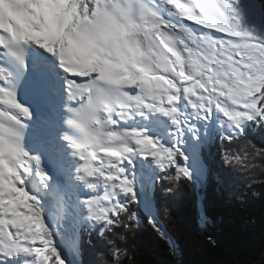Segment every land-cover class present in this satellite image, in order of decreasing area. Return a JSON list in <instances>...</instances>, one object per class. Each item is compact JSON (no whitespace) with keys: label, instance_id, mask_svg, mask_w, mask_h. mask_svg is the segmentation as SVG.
<instances>
[{"label":"snow or ice","instance_id":"obj_1","mask_svg":"<svg viewBox=\"0 0 264 264\" xmlns=\"http://www.w3.org/2000/svg\"><path fill=\"white\" fill-rule=\"evenodd\" d=\"M261 29L264 0H0V264H78L92 233L123 264L109 237L171 243L146 193L203 187L207 146L258 167Z\"/></svg>","mask_w":264,"mask_h":264},{"label":"trees","instance_id":"obj_2","mask_svg":"<svg viewBox=\"0 0 264 264\" xmlns=\"http://www.w3.org/2000/svg\"><path fill=\"white\" fill-rule=\"evenodd\" d=\"M255 139L260 142L264 133L257 132ZM226 146L238 150L243 142ZM203 152L209 169L203 187L187 182L174 187L167 181L155 186L152 197L160 208V226L171 243L146 221L135 232L122 228L109 237L129 249L123 264H264V161L242 171L223 164L218 141ZM108 247L95 233L85 235L81 264H98L97 253Z\"/></svg>","mask_w":264,"mask_h":264},{"label":"rangeland","instance_id":"obj_3","mask_svg":"<svg viewBox=\"0 0 264 264\" xmlns=\"http://www.w3.org/2000/svg\"><path fill=\"white\" fill-rule=\"evenodd\" d=\"M262 33H263V36H264V29H262ZM217 141H218L219 143H222L219 139H217ZM209 146H210V145H209ZM209 146H207L205 149L202 150L201 156H203V154H204L203 151H204V150H209ZM202 159H203V157H202ZM203 161H204V160H203ZM154 191H155V188H154L153 190H151L150 192L146 193V194L152 196L153 193H154ZM68 244H69V247H70V245H71V241H69ZM172 244L174 245L173 242H172ZM75 260L78 261V264H81V261H80V255L77 256V257H75ZM180 264H183V263H180Z\"/></svg>","mask_w":264,"mask_h":264},{"label":"bare ground","instance_id":"obj_4","mask_svg":"<svg viewBox=\"0 0 264 264\" xmlns=\"http://www.w3.org/2000/svg\"><path fill=\"white\" fill-rule=\"evenodd\" d=\"M260 35H262V36H263L262 29L260 30Z\"/></svg>","mask_w":264,"mask_h":264}]
</instances>
